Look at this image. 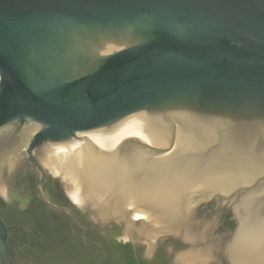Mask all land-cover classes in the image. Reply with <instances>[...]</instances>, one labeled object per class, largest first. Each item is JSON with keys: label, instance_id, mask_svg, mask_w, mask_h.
Listing matches in <instances>:
<instances>
[{"label": "water", "instance_id": "obj_1", "mask_svg": "<svg viewBox=\"0 0 264 264\" xmlns=\"http://www.w3.org/2000/svg\"><path fill=\"white\" fill-rule=\"evenodd\" d=\"M1 135L0 167L28 157L77 203L70 172L198 229L214 224L196 217L204 202L251 210L264 200V0H0ZM238 220L261 260L264 219ZM171 236L192 250L180 233L157 242ZM1 247L7 264L4 230Z\"/></svg>", "mask_w": 264, "mask_h": 264}, {"label": "flooded vegetation", "instance_id": "obj_2", "mask_svg": "<svg viewBox=\"0 0 264 264\" xmlns=\"http://www.w3.org/2000/svg\"><path fill=\"white\" fill-rule=\"evenodd\" d=\"M9 141L11 138L0 136V142ZM27 158L21 166L0 167V264H3L2 230L6 234L7 264H127L130 256L137 257L139 264H170L169 256L189 247L185 241L171 236L168 238L171 250L165 240L147 263L145 256L139 254L144 249L142 242L127 236L123 221L96 220L91 207H83L71 198L60 176L48 169L45 174L38 173ZM235 202H204L199 214L202 211L205 214L196 215L198 219L214 221L208 228L215 235H211L210 244L220 250L211 255V264H246L232 262L221 249L230 247L239 234L236 230L240 214L249 212L253 219H264V200L254 201L249 211H237ZM207 211L215 214L206 215ZM136 221L139 227L140 222ZM122 236H127L128 241H121ZM258 264H264V258Z\"/></svg>", "mask_w": 264, "mask_h": 264}, {"label": "bare ground", "instance_id": "obj_3", "mask_svg": "<svg viewBox=\"0 0 264 264\" xmlns=\"http://www.w3.org/2000/svg\"><path fill=\"white\" fill-rule=\"evenodd\" d=\"M68 177L72 185L76 186L74 187V191L79 196V204L81 206L92 207L95 219L102 223L107 221H123L127 236L131 235L136 241L147 240L149 242L150 240L155 244V241L163 231L174 234L180 233L184 239L193 243L192 250L181 253L178 256L181 261L183 260L190 264H205L214 251L220 250L218 247L210 244L212 236L206 230H204L205 232L199 230L195 222L194 225L192 224L193 216L190 212L178 216L154 212L110 196L89 175L70 172ZM144 219L148 220L140 223V226L137 227L135 221ZM231 242L232 245L230 247L225 246L226 248L221 249V251L225 252L232 262L246 264L260 263L259 251L256 247L240 239H234ZM210 263L212 262L210 261Z\"/></svg>", "mask_w": 264, "mask_h": 264}, {"label": "rangeland", "instance_id": "obj_4", "mask_svg": "<svg viewBox=\"0 0 264 264\" xmlns=\"http://www.w3.org/2000/svg\"><path fill=\"white\" fill-rule=\"evenodd\" d=\"M91 209H92V207H91ZM93 210V209H92ZM193 218V217H192ZM193 222H195L196 223V221H194V218H193V220H192ZM140 226V225H139ZM199 230H202V229H199ZM163 233H164V231L160 234V236H159V238H161L162 237V235H163ZM169 238V237H168ZM168 238H166V239H164L163 241H162V243H164V241L166 240V241H168L167 242V244H166V246H168V249L169 250H171V247H172V244L171 243H169V239ZM128 237L127 236H122L121 237V241H128ZM158 239V238H157ZM178 239V238H177ZM165 241V242H166ZM140 242H142V247H144V249H143V252H139V254L140 255H143V256H145V259L147 260V263L148 262H151V260H152V258H153V256H154V252L156 251V248H157V246H159L160 244H161V242H157V240L155 241V246H154V244H153V242H151L150 240H149V242L147 241V240H140ZM154 248V249H153ZM180 249V248H179ZM189 249V247L187 248V249H185V250H188ZM183 251V250H182ZM182 251L180 252V251H177L176 252V255L174 256V257H171V256H169V258H168V262L170 263V264H176V263H179V264H190V263H188V262H185V261H181L180 259H179V254L180 253H182ZM162 257V256H161ZM162 258H164V257H162ZM179 260H178V259ZM128 261H127V264H139L138 263V258L137 257H128ZM178 260V261H177ZM213 260V258H211L210 257V259H208V261H207V263H205V264H211L210 263V261H212ZM141 264H143V263H141ZM196 264H198V263H196ZM200 264H202V263H200Z\"/></svg>", "mask_w": 264, "mask_h": 264}]
</instances>
